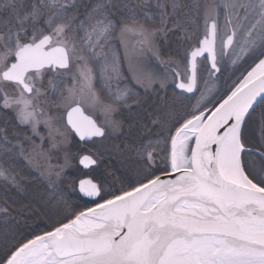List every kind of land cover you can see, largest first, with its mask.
<instances>
[{
  "label": "snow or ice",
  "instance_id": "snow-or-ice-1",
  "mask_svg": "<svg viewBox=\"0 0 264 264\" xmlns=\"http://www.w3.org/2000/svg\"><path fill=\"white\" fill-rule=\"evenodd\" d=\"M0 264H264V0H0Z\"/></svg>",
  "mask_w": 264,
  "mask_h": 264
},
{
  "label": "trees",
  "instance_id": "trees-1",
  "mask_svg": "<svg viewBox=\"0 0 264 264\" xmlns=\"http://www.w3.org/2000/svg\"><path fill=\"white\" fill-rule=\"evenodd\" d=\"M85 174L86 172L83 169H80L78 165H76L73 170L66 172V175L69 179H76L78 177L82 178ZM20 223L23 225L24 221L21 220Z\"/></svg>",
  "mask_w": 264,
  "mask_h": 264
},
{
  "label": "rangeland",
  "instance_id": "rangeland-1",
  "mask_svg": "<svg viewBox=\"0 0 264 264\" xmlns=\"http://www.w3.org/2000/svg\"><path fill=\"white\" fill-rule=\"evenodd\" d=\"M60 162L62 163V161H60ZM53 163L55 164V163H57V161L53 160ZM75 167H76V164H75V162H73L72 167H69L68 169H66V172H69V171L73 170Z\"/></svg>",
  "mask_w": 264,
  "mask_h": 264
},
{
  "label": "water",
  "instance_id": "water-1",
  "mask_svg": "<svg viewBox=\"0 0 264 264\" xmlns=\"http://www.w3.org/2000/svg\"><path fill=\"white\" fill-rule=\"evenodd\" d=\"M84 171H87V170H84Z\"/></svg>",
  "mask_w": 264,
  "mask_h": 264
}]
</instances>
